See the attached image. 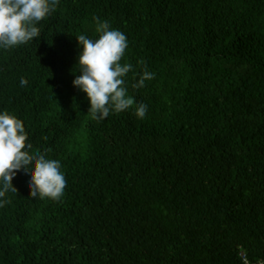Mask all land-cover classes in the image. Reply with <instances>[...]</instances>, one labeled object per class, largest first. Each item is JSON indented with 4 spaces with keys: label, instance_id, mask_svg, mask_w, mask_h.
<instances>
[{
    "label": "trees",
    "instance_id": "trees-1",
    "mask_svg": "<svg viewBox=\"0 0 264 264\" xmlns=\"http://www.w3.org/2000/svg\"><path fill=\"white\" fill-rule=\"evenodd\" d=\"M134 1L139 8L174 15L178 39L155 18L146 21L142 38L129 2L114 7L110 17L99 16L129 35L119 61L132 65L125 83H136L145 65L154 73L136 88L147 100H142L145 118L130 111L101 122L112 124L119 140L111 167L123 169L125 181L123 187L106 184L121 197L100 207L85 198L82 211L71 206L73 229L83 228L89 249L78 245V231L45 229L39 207L30 222L0 220V235L15 246L26 243L30 253L22 264H246L242 250L252 263L264 260V3ZM95 29V20L83 12L62 23V34L41 31L22 46L44 49L48 59L30 65L44 75L33 80L35 88L51 106L65 107L63 114H41L36 125L56 132L52 141L72 146L83 139L75 149L90 146L103 156L109 144L98 128L64 124L87 106L85 93L70 78L80 74L72 66L76 49H82L76 36L98 39ZM0 85L12 89L5 76L0 75ZM52 154L60 171L70 167L65 149L54 148ZM74 189L72 183L70 192ZM8 211L5 207L0 217Z\"/></svg>",
    "mask_w": 264,
    "mask_h": 264
},
{
    "label": "clouds",
    "instance_id": "clouds-1",
    "mask_svg": "<svg viewBox=\"0 0 264 264\" xmlns=\"http://www.w3.org/2000/svg\"><path fill=\"white\" fill-rule=\"evenodd\" d=\"M208 5L210 2L205 0ZM255 4L264 0H248ZM130 3V16L140 21L141 37L146 34V21L158 19L166 29L171 27L172 38L178 39V33L172 24L176 17L170 13H158L154 8H139L134 0H0V75L5 76L12 88L6 91L0 85V213L9 209L0 217L8 225L10 218H24L31 221L30 214L44 211L45 229L58 233L79 232V246L89 245L82 240L83 228L73 229L74 216L71 206L82 211L85 198L96 202L99 207L107 199L117 200L118 191L108 187L112 182L123 187V169H112V157L116 154L119 140L115 127H105L101 122L110 116L121 113L133 114L138 119L146 116L147 100L140 98L136 88H142L146 80L154 78V73L146 65L138 81L125 83V77L132 65L119 61L128 46V33L114 29L108 21H100L99 16L110 17L116 11L114 7ZM198 4V3H195ZM253 6V5H251ZM188 8L191 5L188 4ZM113 10V11H112ZM213 10V9H212ZM214 11V10H213ZM85 12L87 19L95 20L98 39H89L86 35L76 36L78 45L77 59L72 65L78 68L79 75L71 76L70 83L85 93L87 106L64 124L71 128L87 130L98 128L109 144L107 152L101 156L90 146L75 149L82 144L81 139L70 146L52 141V135L36 125L35 120L43 113H65L64 103L51 106L44 94L35 88L33 80L43 74L30 70L31 64L41 65L48 59L44 49L33 51L22 45L41 36V31L61 32L64 21H72ZM144 28V29H143ZM21 59L18 64L13 63ZM143 64V61H140ZM40 91V92H37ZM143 100V102H142ZM146 139L147 147L150 141ZM152 147V146H151ZM54 148L65 149L71 156V165L60 171L61 162L52 154ZM73 156V157H72ZM146 171L154 169L143 166ZM142 182L146 177L140 178ZM75 189L70 192L71 184ZM80 196L74 199L76 193ZM107 194V195H106ZM4 231V230H3ZM49 232L46 231L48 236ZM29 249L23 241L15 246L8 238L0 235V264H22L29 256ZM242 250L246 264H260L264 260L252 263Z\"/></svg>",
    "mask_w": 264,
    "mask_h": 264
},
{
    "label": "built area",
    "instance_id": "built-area-1",
    "mask_svg": "<svg viewBox=\"0 0 264 264\" xmlns=\"http://www.w3.org/2000/svg\"><path fill=\"white\" fill-rule=\"evenodd\" d=\"M260 264H264V261L260 262Z\"/></svg>",
    "mask_w": 264,
    "mask_h": 264
}]
</instances>
